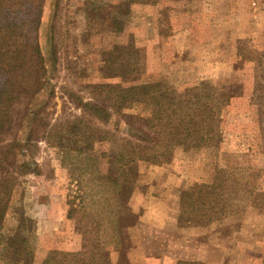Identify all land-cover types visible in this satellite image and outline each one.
<instances>
[{
  "label": "rangeland",
  "instance_id": "obj_1",
  "mask_svg": "<svg viewBox=\"0 0 264 264\" xmlns=\"http://www.w3.org/2000/svg\"><path fill=\"white\" fill-rule=\"evenodd\" d=\"M85 1L115 8L125 0L44 1L40 47L51 71L53 24L58 61L39 96L47 100L52 90L48 123L58 128L82 114L74 100L91 98L85 76L102 64V32L87 28ZM131 10L123 15L127 29L115 40L126 44L132 33L139 64L166 86L180 90L210 81L221 139L201 148H175L171 159L162 163H137L129 200L137 218L122 229L118 249L130 264H175L178 259L264 264V0H140ZM223 97L227 103L218 101ZM19 109L3 136L5 142L22 136ZM112 113L106 122L90 117L111 134L104 145L108 149L121 138H132L134 126L140 127L141 118L148 115L141 106ZM41 136L24 151L37 172L14 173L0 228L5 235L26 237L37 257L49 248H78L81 241L74 220L67 218V196L78 191L77 183L67 161H62L61 149ZM201 182L222 183L229 215L209 224L184 223L181 192ZM11 256L12 248L1 249L0 264H10ZM110 257L116 259V252Z\"/></svg>",
  "mask_w": 264,
  "mask_h": 264
},
{
  "label": "trees",
  "instance_id": "obj_2",
  "mask_svg": "<svg viewBox=\"0 0 264 264\" xmlns=\"http://www.w3.org/2000/svg\"><path fill=\"white\" fill-rule=\"evenodd\" d=\"M44 1L0 0V228L15 182L14 173L37 172V165L24 158V151L42 135L61 149L62 161H67L64 163L77 183L78 191L67 196V218L74 220L81 241L78 248H49L37 257L26 237L0 231V250L12 248L10 264H130L118 245L122 229L137 218L129 204L137 163L168 161L178 147L217 144L221 131L219 111L212 97L214 88L210 81L187 84L180 90L166 86L139 64L132 33L126 44L115 40L128 26L123 15L129 14L132 4L140 0H125L115 8L100 1H85L82 9L87 28L99 27L93 32H102V64L97 69L102 79L97 78L95 69L85 76L91 98H75L82 110L80 116L64 127L49 124L47 105L52 90L47 100L39 94L56 69L58 40L52 24L50 71L39 42ZM223 98L218 101L227 103ZM133 106L148 112L141 118L140 127L134 126L132 138H121L109 149L104 147L111 134L92 123L90 117L95 115L106 122L112 112ZM20 107L22 136L5 142L3 136L9 133ZM19 156L23 157L19 160ZM180 200L184 223L209 224L229 215L230 202L221 182L194 183L182 190ZM111 251L116 252V259L110 257ZM175 264L206 263L178 259Z\"/></svg>",
  "mask_w": 264,
  "mask_h": 264
}]
</instances>
